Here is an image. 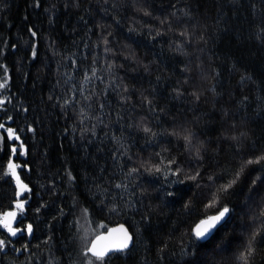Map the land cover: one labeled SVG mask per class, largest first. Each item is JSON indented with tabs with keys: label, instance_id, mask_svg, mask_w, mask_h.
Masks as SVG:
<instances>
[{
	"label": "trees",
	"instance_id": "trees-1",
	"mask_svg": "<svg viewBox=\"0 0 264 264\" xmlns=\"http://www.w3.org/2000/svg\"><path fill=\"white\" fill-rule=\"evenodd\" d=\"M0 84V264H264V0H0Z\"/></svg>",
	"mask_w": 264,
	"mask_h": 264
},
{
	"label": "snow or ice",
	"instance_id": "snow-or-ice-1",
	"mask_svg": "<svg viewBox=\"0 0 264 264\" xmlns=\"http://www.w3.org/2000/svg\"><path fill=\"white\" fill-rule=\"evenodd\" d=\"M147 14V13H145ZM181 35H186V33H181ZM95 75V73H93ZM4 84H0V88H3ZM0 103H3V101H0ZM4 125L0 124V128H3ZM145 131H149L147 128ZM8 133V138H16L18 137L14 136V132L11 128L7 129ZM177 134V133H174ZM184 139L190 144L191 143V136L190 134L185 136ZM23 148V145L20 146ZM12 152H16V148L12 149ZM261 160H264V156L260 157ZM251 163V161H249ZM19 167V165L13 164L11 161L8 164V170L11 174V176L16 180L17 184V191H16V196L19 198L23 192L29 191L26 185L22 184L20 181V177L17 175L16 169ZM159 171V169H156ZM135 171V169H133ZM192 179H195V177H192ZM234 182V181H233ZM253 184H255V181H253ZM119 187V186H118ZM228 187H231V184L228 185ZM227 188H225V191ZM16 208L20 211H23L24 209V202L20 201L19 199L17 200L16 203ZM230 210L227 207H224L222 211L219 212L218 215L210 217L208 220L202 221L201 225L197 226L195 230V237L197 240H204L206 239L210 234L212 229L216 227V225L225 217V215L229 212ZM261 216L264 217V211L261 212ZM16 218V213L15 212H8L4 215V217L0 218V223L3 224V227L8 230V232L15 236L20 229H13L12 228V220ZM264 223V221H262ZM27 231L31 232L32 227L31 225H28ZM119 231L123 233L122 238L117 241L113 242L110 237L111 233ZM261 233L260 231H256L253 233L251 240L249 241V245L246 249V255L242 256L241 259L243 260V264H250V258L254 255L255 253V247H254V241L256 240V237L259 236ZM131 240V237L128 235V233L123 229H113L110 230L108 236H103V235H97L96 238L91 241L90 247L87 248V251L85 252V256H88L89 254L91 257L95 258V261H99L100 264H104L105 257L108 256L110 253L119 251L123 252L125 249L128 248L129 241ZM5 241L0 240V251L3 250ZM95 261L89 259L87 261V264H95Z\"/></svg>",
	"mask_w": 264,
	"mask_h": 264
},
{
	"label": "water",
	"instance_id": "water-1",
	"mask_svg": "<svg viewBox=\"0 0 264 264\" xmlns=\"http://www.w3.org/2000/svg\"><path fill=\"white\" fill-rule=\"evenodd\" d=\"M218 214H219V212L216 213V214H213V215H211V216H209V217H207V218H205V219H203V220H201L200 222H198V223L195 225L194 230H193V231H194V236H195V230H196L197 226L201 225L202 221L208 220L210 217L216 216V215H218ZM228 216H229V212H228V213L225 215V217H224V218H223V219H222V220L216 225V227H215L214 229H212L211 234H210L206 239L201 240V241L208 240V239L210 238V236L212 235V233H213L218 227H220V226H221V225L227 220ZM13 224H14V220H12V228H13ZM121 228H123V229L128 233V235L131 237V240L129 241L128 248L125 249V250L123 251V252H126V251H128L129 249H131V247L133 246L134 238H133L132 234L130 233V231L128 230V228H127L124 224H122V223H118V224H115V225L109 226L106 230L100 232V233L97 234V235L108 236L110 230H113V229H121ZM97 235H95V236L89 241L87 248L90 247V243H91V241H93V240L96 238ZM122 236H123V233H121V232H119V231H115V232H112V233H111V237H110V239H111L113 242H117V241H119V240L122 238ZM87 248H86V251H87ZM123 252L115 251V252L110 253L108 256L113 255V254H117V253H123ZM89 256L91 257L90 254H89ZM108 256H106V257H108ZM106 257H105V258H106ZM93 258H94V257H93Z\"/></svg>",
	"mask_w": 264,
	"mask_h": 264
},
{
	"label": "rangeland",
	"instance_id": "rangeland-1",
	"mask_svg": "<svg viewBox=\"0 0 264 264\" xmlns=\"http://www.w3.org/2000/svg\"><path fill=\"white\" fill-rule=\"evenodd\" d=\"M88 227H86V231H88ZM104 230H106V229H104V228H102V227H100V226H98V227H96V229H94V233H93V235H92V237L90 238V240L95 236V235H97V234H99L100 232H102V231H104ZM89 240V241H90ZM88 246V245H87ZM91 260H93V259H91Z\"/></svg>",
	"mask_w": 264,
	"mask_h": 264
},
{
	"label": "bare ground",
	"instance_id": "bare-ground-1",
	"mask_svg": "<svg viewBox=\"0 0 264 264\" xmlns=\"http://www.w3.org/2000/svg\"><path fill=\"white\" fill-rule=\"evenodd\" d=\"M194 232V231H193ZM119 254V253H118Z\"/></svg>",
	"mask_w": 264,
	"mask_h": 264
}]
</instances>
